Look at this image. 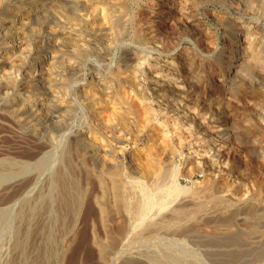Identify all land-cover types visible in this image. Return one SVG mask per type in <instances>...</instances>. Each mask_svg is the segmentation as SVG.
Instances as JSON below:
<instances>
[{
  "label": "rangeland",
  "instance_id": "obj_1",
  "mask_svg": "<svg viewBox=\"0 0 264 264\" xmlns=\"http://www.w3.org/2000/svg\"><path fill=\"white\" fill-rule=\"evenodd\" d=\"M142 2L141 6L134 2H127L131 5L123 4L122 26L118 27V32L111 39V46L88 42L84 50L72 55L63 49L65 53L61 52L60 56L65 57V64L60 63L53 68L51 85L61 95H68L79 110L70 114L65 130L46 129V136L50 138L53 134V142L61 146L65 133L77 130L86 122L84 119H89L88 103L83 102L85 98L76 91L85 85L86 73L89 79L92 76L99 78L101 85H107L111 76L115 78V84L118 81L115 76H119L120 70L130 77L132 75L133 89L139 91L145 103L151 104L157 111L149 124L146 133L149 142L145 147L152 150L161 169L175 172L172 180L167 179L163 187L177 185L187 191L170 203L161 195V191L145 181L150 205L153 203L145 213V238L133 237L127 249L131 251L127 252L129 255L125 254L120 259L115 257V263L124 264L120 262L125 258L134 262L143 256L145 264H264V58L253 61L237 80L229 82L227 65L220 61L221 55L228 52L232 33V28L222 22L223 7L200 4L197 0ZM246 10V13L253 15L264 13V6ZM35 30L34 37H41L42 28L35 26ZM45 33L43 36L48 37ZM150 37L152 39L149 40ZM201 38L205 41L201 42ZM32 40H29L30 46L36 48L38 41ZM132 56L137 61H133ZM150 61L158 64L159 69L156 67L157 71L153 72L155 76L135 72L137 66L135 68L134 65L152 63ZM71 64L74 69L70 68ZM135 74L139 75L137 82ZM7 77L0 82V86L14 88L19 79L15 74L14 78L12 74ZM8 102L4 93H0V147L4 146L8 152L10 149L12 154H6L9 158L16 155L17 159L37 157L45 143L14 127L3 108ZM81 109L85 111L82 113ZM125 119L127 125L121 129L133 132L139 127L137 123L142 125L137 112H129ZM202 123H206V128L202 129ZM231 125L236 126L237 136L230 144L219 134H213ZM28 143L35 144V147L29 149ZM69 143L66 147L61 146L57 158L54 155L46 157L43 161H46V165L34 170L3 167L0 171V217L4 221L0 232H12L14 227H18L16 221L12 225V218L27 213L44 196H47V201L53 192V195L58 193L51 191V183L47 182L60 175L65 163H70V153L75 147L74 143ZM170 147L175 148L176 152L171 160H167ZM140 149L138 146L136 156ZM226 150L229 157L222 159L221 152ZM47 153L49 155L51 151ZM5 156H0V159ZM73 161L76 162L74 154ZM58 165L62 168L58 169ZM66 174L72 176L70 170ZM237 189H241L245 199V204L241 206L227 200L231 192ZM195 194L198 195L192 200L191 195ZM158 204H165L166 207L163 209ZM176 210L180 211V215L175 217L173 211ZM95 214L93 206L85 209L77 228L79 230L75 232L78 234H72L74 238L70 236L67 240L71 244L67 264H75L82 256L85 261L87 259L85 264H99L92 246ZM163 217L168 220L173 218L174 221L156 225L155 228L159 220H164ZM148 224L154 228L147 230ZM55 232L51 249L56 254ZM96 233L98 238L104 240L101 228L98 227ZM53 257H50L53 260L51 263L54 262Z\"/></svg>",
  "mask_w": 264,
  "mask_h": 264
},
{
  "label": "bare ground",
  "instance_id": "obj_2",
  "mask_svg": "<svg viewBox=\"0 0 264 264\" xmlns=\"http://www.w3.org/2000/svg\"><path fill=\"white\" fill-rule=\"evenodd\" d=\"M142 1L0 0V82L8 79V74H12V77L15 74L19 79L17 85L14 84L16 85L13 86L14 88L8 85L0 86V93H4V97L9 99V102L3 105L7 114L4 113L8 115L18 130H25L34 139L45 143L39 155L31 159L21 158L20 155L18 156L20 159L16 158L17 155L15 158H9L6 154L9 155L10 149L8 152V149L1 145L0 156L6 155V158L0 159V171L5 165L21 171L34 170L40 165H46V161L43 162L46 157L54 155L57 158L61 153V146L66 147L69 141L71 144L74 143L75 147L73 153L69 151L71 152L70 163L66 165L63 162L65 165L63 169H61L63 164L61 168L58 165V169H61L60 175L58 174L47 182L51 183L50 188L53 189L51 191L55 190L58 193L53 195V192L51 196H48L47 201H45L47 196L44 198L42 196L43 201L32 204L33 206L28 208L27 213L17 215L16 219L12 218V225L14 221L18 223V227H14L12 232H0V264H67L71 247L67 240L79 230L77 228H79L85 209L92 206L96 210L92 223V246L95 250L96 262L116 264L117 258L115 257H125V254L130 251L127 249L133 237L141 240L145 238V213L153 205V203L150 205L145 181H148L155 190L161 191V195H164L167 201L169 199L170 203L186 190L177 185L169 186L170 188L163 187L167 179L175 176V172L161 169L152 150L145 147L149 142L146 133L152 118L155 117L156 110L151 104L145 103L139 91L133 89L134 83L130 80L132 75L130 77V75L121 73V70L119 76H115L118 81L113 84L115 78L111 76V79L107 80V85H101V80L97 77L92 76L89 79L86 73L85 85L78 89L76 87V91L85 98L83 102L88 103L86 108L89 109H87L89 119L86 120L84 117L86 122H83V125L73 132L65 133L61 146L53 142L55 141V138H52L53 134L50 138L46 136V129L65 130L70 114L79 110L68 95L65 93L61 95L60 91H55L51 85L54 79L52 78L53 68L57 64H65V57L60 56L61 52H64L63 49L72 55L84 50L83 47L88 42L110 45L111 39L119 30L118 27L122 26L123 10L121 8L123 4L134 2L141 6ZM197 1L200 4L224 8V16L221 19L225 26L232 28V33L229 37L231 45L228 52L221 55L220 61L223 65H227L228 81L234 82L253 61L264 58V13L253 15L245 11L246 8L253 10L261 8L264 6V0ZM12 2L15 4L10 6ZM35 26L41 27L42 34H40L43 36V32H46L48 37H34ZM31 38L34 41L37 39L36 48H31L29 41ZM200 41L205 40L201 38ZM136 58L139 60L138 57ZM227 59L230 60L227 61ZM132 60L137 61L134 57ZM133 61L128 60L134 64ZM150 62L152 63L139 65L137 64L139 62H135L137 65L134 67L137 66V68H133L136 73L146 74V76L147 74L153 75V72L157 71L158 66L156 65L158 64ZM72 67L71 64L70 68L74 69ZM134 76L137 82L139 75ZM129 112H137L142 120V125L137 123L139 127H136L133 132L120 128L126 124L125 117ZM145 123L148 125L145 126ZM205 124L202 123V129L206 128ZM213 134H219L218 136L230 144L237 136V129L236 126L231 125ZM26 145L29 149L35 147V144ZM138 146L141 149L136 156ZM49 147L52 150L48 149ZM47 149L51 151L49 155ZM169 150L171 152L166 153L167 160H171L176 152L173 147ZM73 154L76 162H72ZM227 157H229L227 150L221 152L222 159ZM69 170L72 176H67L66 172ZM193 195H191L192 200L198 194ZM243 196L241 189H237L231 192L227 200L241 206L245 204ZM159 206L163 209L166 207L165 204ZM179 213L180 211H173L175 217ZM224 216L226 217L225 214L220 215V217ZM168 219L161 221L158 219L159 223L153 226L156 228V225L174 221L173 218ZM2 221L4 219L0 217V226L3 224ZM98 227L104 233V240L98 238L96 233ZM154 227L149 225L146 229L151 230ZM54 228H57L56 232L53 231ZM53 232H55V243L58 246L56 254L51 249ZM51 256H55L52 263ZM142 259L130 262L125 258V261L120 263L145 264V260ZM86 261L82 256L75 264H85Z\"/></svg>",
  "mask_w": 264,
  "mask_h": 264
}]
</instances>
